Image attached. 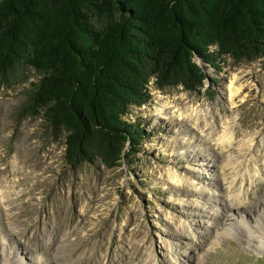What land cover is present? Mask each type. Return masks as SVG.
<instances>
[{"label": "rangeland", "instance_id": "374dc122", "mask_svg": "<svg viewBox=\"0 0 264 264\" xmlns=\"http://www.w3.org/2000/svg\"><path fill=\"white\" fill-rule=\"evenodd\" d=\"M201 65L197 90L150 80L115 165L66 161L63 129L23 109L33 69L1 74L0 264H264V57Z\"/></svg>", "mask_w": 264, "mask_h": 264}, {"label": "trees", "instance_id": "16d2710c", "mask_svg": "<svg viewBox=\"0 0 264 264\" xmlns=\"http://www.w3.org/2000/svg\"><path fill=\"white\" fill-rule=\"evenodd\" d=\"M253 55L264 0H0V75L33 69L23 109L63 129L72 164L129 157L139 132L124 117L151 79L197 90L201 64Z\"/></svg>", "mask_w": 264, "mask_h": 264}, {"label": "bare ground", "instance_id": "6f19581e", "mask_svg": "<svg viewBox=\"0 0 264 264\" xmlns=\"http://www.w3.org/2000/svg\"><path fill=\"white\" fill-rule=\"evenodd\" d=\"M234 135V131L232 130H225L223 129L222 133L217 137V140L219 141V143H225L226 145H229L230 140L233 138ZM11 166L15 165V161H11L10 162ZM257 209L254 207H251L252 209H255V211L257 212V214L259 215V219H258V224L253 226L254 232L257 233V237L258 239H263L264 240V229L262 227L261 224H264V202L261 203V201H257ZM232 206L228 207V210H231ZM68 230V229H67ZM67 232V231H66ZM64 233V232H63ZM64 235V239H67V235L68 232L63 234ZM262 244H264L261 241ZM261 244V245H262ZM66 250H68L70 253L73 252V249L71 247H67Z\"/></svg>", "mask_w": 264, "mask_h": 264}]
</instances>
